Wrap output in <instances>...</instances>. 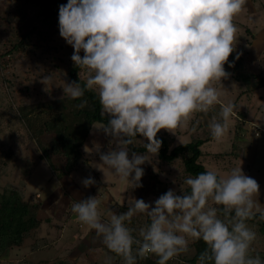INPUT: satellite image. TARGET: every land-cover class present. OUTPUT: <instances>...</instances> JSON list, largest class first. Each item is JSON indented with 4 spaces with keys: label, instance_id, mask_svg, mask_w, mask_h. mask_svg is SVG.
Listing matches in <instances>:
<instances>
[{
    "label": "clouds",
    "instance_id": "1",
    "mask_svg": "<svg viewBox=\"0 0 264 264\" xmlns=\"http://www.w3.org/2000/svg\"><path fill=\"white\" fill-rule=\"evenodd\" d=\"M245 3L68 0L60 5V35L74 49V65L86 71L84 87L67 82L61 99H78L85 88L97 93L101 116L108 119L105 124L93 123V129L111 137L110 147L103 152L94 142L93 147L85 144L83 150L99 155L100 162L93 167L103 172L105 183L110 182V171L132 188L142 187L141 165L151 162L150 155H158L160 130L177 135L195 114L207 115L218 104V116L213 115L208 123L211 137L221 142L228 134L235 106L223 104L214 85L229 76L224 66L235 51L234 19ZM51 79L50 74L42 77L45 91H49ZM138 135L147 141L144 154L131 149ZM95 183L92 177L82 180L86 188ZM181 192L169 189L154 201V207L133 197L127 211L110 214L107 220L102 219L101 201L96 196L74 203L72 212L79 222L95 230L123 264H137L138 257L150 255L158 258L156 264H168L189 251L190 239L207 245L198 264H264L259 254L250 255L257 233L247 225L257 215L264 221L256 179L241 166L229 172L209 168L184 178ZM209 201L222 208L210 206ZM137 214L146 215L150 223L133 236L126 222L131 223Z\"/></svg>",
    "mask_w": 264,
    "mask_h": 264
},
{
    "label": "rangeland",
    "instance_id": "2",
    "mask_svg": "<svg viewBox=\"0 0 264 264\" xmlns=\"http://www.w3.org/2000/svg\"><path fill=\"white\" fill-rule=\"evenodd\" d=\"M40 13L42 12L39 5L26 4L25 0H0V49L9 47L14 40L20 38L26 32L27 24L37 27L49 37L48 43L36 54L14 61L6 68L0 66V191L3 193L5 190H18L25 199L38 206L45 200L50 205H58L59 200L65 201L69 210L67 218L71 216V220L62 221L60 216L64 214L59 209L56 212L57 217L52 218L50 222L53 228L50 231L51 236L34 239L36 233H33V230L21 248H7L6 252L0 254V264H45L40 262L42 260H48L47 264H73L70 253L72 248L69 247L79 245V240H75L77 231L82 230L83 234L91 230L87 225L83 228L72 212V205L82 199L96 196L101 201L100 207L104 208L103 217L107 220L110 214L127 211L130 199H140L143 190L150 192L154 182L162 191L173 189L177 194L182 193L184 175L181 162L166 166L160 163L158 155H150L151 162L141 165L146 169L141 179L142 187L132 188L131 183L122 182L110 171V182L105 183L103 172L93 167L100 162L99 155H88L83 149L85 144L93 147L96 142L102 146L103 152H107L111 137L105 136L101 131H95L93 127L82 147L83 157L76 169L67 175L54 174L49 161L42 157L37 141L20 116L16 115L18 102L31 104L61 98L64 95L63 86L72 82L68 69L74 49L58 33V21L51 19L44 22L39 17ZM234 24L237 27L234 54L243 57L246 70L235 71L225 64L228 78L214 85L221 94L222 103H230L235 107L230 118L228 134L221 142L213 139L206 141L201 146L203 154L200 160L208 169L220 172H229L241 166L246 175L259 183L260 196L257 200L264 208V0H246L242 12L235 17ZM248 28L251 33L247 31ZM33 39L35 42L42 41L39 34ZM45 74L52 77L47 84L49 91H45L46 86L41 83ZM81 74L86 79V71L83 70ZM5 78L11 79L10 85ZM27 87L28 90H25ZM219 111L218 104L207 115L195 114L186 128L177 131V135L165 129H161L158 134L169 136L173 146L205 138L211 134L208 127L211 117L218 116ZM144 141L146 140L143 137L137 140L138 143ZM54 162L59 167L63 165L62 158L54 156ZM153 173L159 174L160 182L150 178ZM88 177L94 178L96 183L86 188L82 180ZM72 187H75V190H72ZM186 187L188 186L183 185L184 190ZM158 198L156 195H149L144 201L154 207V201ZM209 204L215 207L211 201ZM220 218L223 219L221 216ZM148 219L146 215L137 214L133 216L131 223L126 222V226L138 233L141 227L148 224ZM263 224L264 221L260 219L247 222L257 233V238L251 245L250 255L259 254L262 261ZM60 226H64V234ZM193 241L189 240V246ZM92 244L98 251L100 248H107L101 237L94 238ZM66 248H69L70 252H67ZM78 252L79 249L75 254ZM193 252V248H189L187 253H183L185 257L179 255L168 261V264H192L188 258ZM91 256L92 258L84 260L83 256L78 261L82 262L81 264H90L99 259L104 263L111 258V264L121 262L119 256L114 253L98 254L93 250Z\"/></svg>",
    "mask_w": 264,
    "mask_h": 264
},
{
    "label": "trees",
    "instance_id": "3",
    "mask_svg": "<svg viewBox=\"0 0 264 264\" xmlns=\"http://www.w3.org/2000/svg\"><path fill=\"white\" fill-rule=\"evenodd\" d=\"M25 2L26 4L34 3L41 7L42 13L39 14V17L44 22L56 19L59 23V7L61 4H66L68 0H25ZM30 26V24H27L26 32L20 38L14 40L9 47L0 49V66L2 68H6L14 61L36 54L44 47V44L48 43L49 37L46 34H43L37 27ZM247 31L250 32L251 30L248 28ZM58 33L60 32L58 31ZM36 34L41 36L42 41H33ZM81 55L83 56V51ZM236 55L239 54L233 52L226 65L235 71L246 70L245 60L240 55L237 59ZM82 71L74 65L71 59L68 69L69 79L72 82H79L83 88L86 79L82 76ZM5 81L9 82V85L11 84L10 78H5ZM24 89L28 90V87ZM84 101H87V104L83 108L78 107ZM16 110V115L20 116L32 137L37 141L42 151V157L49 161L54 174L58 176L67 175L76 169L77 164L83 157L82 147L90 135L93 123L102 122L105 124L108 119L106 116H101V105L97 93L86 88L84 95L78 99H70L65 96L63 99L56 98L31 104L20 101ZM139 138L142 137L138 135L131 149L137 153H146L147 150L143 145L147 141L138 143ZM157 138L162 140V146L158 153L160 163L172 166L180 161L184 178L195 177L208 169L200 160L203 154L201 146L212 139L211 134L205 138L179 143L174 146L171 138L167 135L157 134ZM54 156L62 158L63 165L61 167L54 162ZM158 176V173H153L150 178L159 181ZM151 186L150 192L144 190L141 192L140 199L144 200L149 195L160 197L166 193L165 190H160L155 182ZM5 191L3 193L0 191V254L6 252L7 248L22 245L29 233L37 229L41 223L37 216L39 209L37 204L25 199L18 190ZM185 191H190V189L186 187ZM215 207L222 208L221 205H215ZM220 216L223 218L222 215ZM258 219L259 216L257 215V217L247 222H254ZM148 223H150L149 219ZM132 234L138 236L134 229ZM189 248L194 250L188 258L189 262L198 264V257L206 250L207 245L202 240H194ZM135 252L136 246L133 245L134 255ZM183 256L185 257V255ZM119 259L121 262L118 264H123L122 258L119 257ZM157 259L155 255H150L146 259H139L138 257L137 264H156ZM40 262L47 264L48 260ZM90 264H105V262L93 261Z\"/></svg>",
    "mask_w": 264,
    "mask_h": 264
},
{
    "label": "crops",
    "instance_id": "4",
    "mask_svg": "<svg viewBox=\"0 0 264 264\" xmlns=\"http://www.w3.org/2000/svg\"><path fill=\"white\" fill-rule=\"evenodd\" d=\"M74 188L75 187H72V190H75ZM77 188H79V187L77 186ZM68 197L73 199L72 196H68ZM45 201H42L40 203V206L38 209L37 216H38L41 223H40V226L33 231V233H36V237L34 239H36V238L37 239H44L47 237V235L51 236L50 231L53 228L51 227L52 225L50 224V222H51L52 218L57 217L56 212L59 211V209H61V212L63 211L62 213L64 214V215L60 216V218L63 219L62 221L65 222L67 220V222H69V220H71V216L69 218H67V215L69 214V210L67 208L68 206H67V203H65V201L59 200L58 205H57V203L54 205H50ZM107 206H109V205H107ZM103 210H104V208L100 207V211L102 213V219L105 220V218L103 217V212H104ZM49 212L52 213L53 215H50ZM78 223L82 224L79 221H78ZM82 225L84 228V224H82ZM60 227L63 228V234H64V232H65L64 226H60ZM81 231H77L76 238H75L76 242L79 240L78 241V242H80L79 245L77 244L78 246H74V247L71 245L69 247V248H72L71 252L69 251V248H66L67 252H70L72 254L73 264L74 263H80L81 264L82 262H80L78 260L82 259L83 256H84L83 260L86 258L89 259V257L92 258L91 253H93V250L95 252H97L98 254H99V252H100V254L113 253L108 248H100L99 251L97 250L98 249L97 247L93 248L92 242L94 241V238L98 237L96 235L95 230L91 229L89 232L83 233V234L81 233ZM41 233H43V235ZM27 238H30V233H29V236ZM27 238L25 239V241L27 240ZM25 241L23 242V244L25 243ZM23 244L20 246H15V247L21 248L23 246ZM77 249H79L80 252H78V254L76 255L75 252H77ZM71 254L69 256H71ZM88 254H90V255L88 256ZM104 257L106 258V256H104ZM95 261H100V260L95 259Z\"/></svg>",
    "mask_w": 264,
    "mask_h": 264
}]
</instances>
